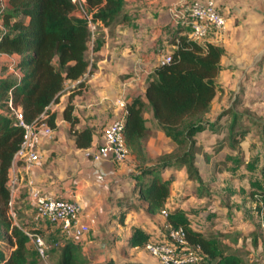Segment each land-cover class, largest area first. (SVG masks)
<instances>
[{"label":"trees","instance_id":"obj_1","mask_svg":"<svg viewBox=\"0 0 264 264\" xmlns=\"http://www.w3.org/2000/svg\"><path fill=\"white\" fill-rule=\"evenodd\" d=\"M85 1L95 25L102 24L113 30L132 20L125 13L127 0ZM5 4L0 56L16 59L12 63L0 64V264H34L30 260V246L35 247L24 230L45 238L48 236L44 230L17 224L10 215L13 161L24 134L16 114H20L27 124L44 115L43 121L56 130L57 115L50 111V106L58 102L69 86L63 117L71 125L75 146L90 148L95 136L102 135L103 131L90 127L77 129L73 101L88 88L86 82H79V79L87 73L90 64L89 45L92 43L96 51L103 40L91 30L84 17L76 14V6L71 0H5ZM170 45L173 46L169 53L170 63L157 64L149 75L144 93L127 101L124 137L129 159L135 163L134 191L138 200L146 205L147 214L161 215L162 210H167L165 225L183 229L188 244L199 248V264H245L244 257L233 252L223 241L224 237L232 236L194 228L189 211L182 204L166 207L172 186L164 171L184 169L189 180L201 182V169L197 166L199 155L205 164L209 163L223 149L225 140H228L230 149H234L246 139L252 127H259V134L263 135L264 124L249 112L236 111L234 105L239 103L238 98L215 120L209 118L213 101L221 88L218 79L223 70L221 59L226 54L222 45L194 40L190 38V31L184 32L183 29L176 32ZM149 113L165 138L175 144L171 152L158 156L156 160L147 152L149 141L157 136L156 129L148 124L146 115ZM207 130L215 134L225 133L211 151L197 141L198 135ZM262 157L264 170V153ZM124 216H121L122 220ZM61 232L64 233L60 229L50 236L55 237L56 243L49 251L48 264H89L81 239L63 237ZM168 240V231L157 239L134 226L127 245L132 249H145L148 242ZM41 262L45 264L42 258Z\"/></svg>","mask_w":264,"mask_h":264},{"label":"crops","instance_id":"obj_2","mask_svg":"<svg viewBox=\"0 0 264 264\" xmlns=\"http://www.w3.org/2000/svg\"><path fill=\"white\" fill-rule=\"evenodd\" d=\"M214 1L227 18V29L224 33L213 29L203 41L222 45L226 50L218 79L221 88L212 104V107L217 104L220 111L222 107L234 105L239 98L241 89L238 92L239 86H236L235 90L233 83L238 85L250 72L256 71L255 65L264 56V0ZM178 2L127 0L125 13L132 18L130 22L113 30L102 24L96 25L95 31L103 44L96 51L92 43L89 45L90 64L87 73L79 79V82L85 81L88 88L73 101L77 129L90 127L103 131L109 123L125 114L117 101L127 103L137 94L144 93L152 69L161 56L173 50L170 42L176 32L179 29L188 32L187 27L176 25L172 19L171 8ZM5 7V0H0V31L3 30L2 10ZM15 59L0 56L1 63H12ZM222 87L228 88L224 92ZM68 88L66 86L58 102L50 106V111L57 115V129L52 139L43 138L38 144L39 160L33 163L28 174L23 164H17L12 172L11 178L16 177L11 191L15 220L25 228L44 230L48 237L60 230L37 217L26 186L28 175L45 195L71 200L77 203L83 219H96L90 234L81 242L89 264H127L132 262L131 255L137 251L127 245L132 227H141L159 239L167 233L165 218L160 214H147L146 205L138 200L134 191L136 172L132 158L121 164L96 162L85 156L84 152L89 148L75 146L71 125L63 117ZM230 90L234 91L231 96L228 95ZM146 117L148 124L157 131L156 138H152L147 146L148 155L155 157L154 146L161 132L151 114ZM99 142L101 135L95 136L90 148ZM174 204L171 197L166 207L171 208ZM182 207L186 209L183 204ZM137 208L140 211H136ZM123 214L124 220L121 219ZM123 241H126L125 246L120 249ZM107 243L109 246H105Z\"/></svg>","mask_w":264,"mask_h":264},{"label":"rangeland","instance_id":"obj_3","mask_svg":"<svg viewBox=\"0 0 264 264\" xmlns=\"http://www.w3.org/2000/svg\"><path fill=\"white\" fill-rule=\"evenodd\" d=\"M172 31L174 35L175 31ZM262 37L264 38V34ZM255 67L256 71H249V75L238 85L233 83L235 90L236 86H239L238 92L241 89L238 94L239 103L234 106L236 111L249 112L260 124H264V56ZM227 88L222 87V90L225 92ZM229 93L231 96L234 91L230 90ZM225 108L218 111L217 104H214L209 118L215 120ZM259 130V127H252L246 139L234 149H230L228 140H225L223 149L209 163L205 164L204 158L199 155L197 166L201 169V182L189 180L184 169L164 171L165 178L172 186L173 204L184 205L189 211L192 226L232 236L224 237L223 241L233 252L244 257L245 264H264V134L260 135ZM159 136L160 139H157L154 146L155 157L175 148V144L167 140L163 133ZM223 137L224 132L215 134L207 130L198 135L197 141L203 143L207 151H211ZM136 211L140 209L137 208ZM63 237H67V234ZM46 240L51 251L56 239L47 237ZM125 243L126 241L120 242V249ZM131 256L132 262L127 264H161L145 249H137ZM30 260L34 264H43L31 246Z\"/></svg>","mask_w":264,"mask_h":264},{"label":"built area","instance_id":"obj_4","mask_svg":"<svg viewBox=\"0 0 264 264\" xmlns=\"http://www.w3.org/2000/svg\"><path fill=\"white\" fill-rule=\"evenodd\" d=\"M76 6V14L87 20L92 31L95 24L87 10L85 0H71ZM172 19L176 25L185 26L190 31V38L203 41L211 30L224 33L227 29V18L219 10L214 0H179L178 4L171 8ZM171 61L170 54L163 55L158 64L164 65ZM120 108L125 110L123 118L116 119L109 123L103 130L101 142L85 150L86 157L93 161H110L115 164L126 162L130 157L129 149L125 143V115L127 103L123 100L117 101ZM24 129L23 141L13 161V173L17 162H23L26 174L29 173L33 163L39 160L38 144L43 138L52 139L54 130L43 120L44 115L32 124L22 120L20 114H16ZM16 177L11 178L10 189L13 191ZM26 186L29 191L30 203L33 206L37 217L45 223L58 226L64 233L74 239L83 238L91 227L96 223L94 217L83 219L79 214L77 203L54 196L45 195L37 183L26 175ZM10 215L15 220L16 214L12 207L11 200ZM161 215L166 218L167 210H162ZM168 231V242H148L145 249L154 256L161 264H199V248L189 245L185 232L182 228L172 229L166 226ZM30 238L37 253L48 264L49 247L47 240L39 233L24 230Z\"/></svg>","mask_w":264,"mask_h":264},{"label":"clouds","instance_id":"obj_5","mask_svg":"<svg viewBox=\"0 0 264 264\" xmlns=\"http://www.w3.org/2000/svg\"><path fill=\"white\" fill-rule=\"evenodd\" d=\"M96 26V25H95ZM17 223V221H15Z\"/></svg>","mask_w":264,"mask_h":264}]
</instances>
